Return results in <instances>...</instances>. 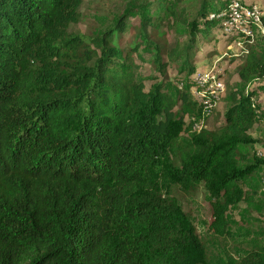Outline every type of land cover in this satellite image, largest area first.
Wrapping results in <instances>:
<instances>
[{
    "label": "trees",
    "instance_id": "16d2710c",
    "mask_svg": "<svg viewBox=\"0 0 264 264\" xmlns=\"http://www.w3.org/2000/svg\"><path fill=\"white\" fill-rule=\"evenodd\" d=\"M229 1L147 0L134 33L126 13L92 45L70 32L84 0H0V264H206L174 187L205 189L209 231L232 236L242 181L264 166L248 165V148L264 147L249 133L264 108L255 90L233 92L225 124L195 132L186 118L200 114L197 101L168 89L169 64L195 71L199 40ZM164 15L189 27L186 44H162ZM142 51L156 69L149 88ZM242 58L241 82L264 80V45ZM226 264H264V244Z\"/></svg>",
    "mask_w": 264,
    "mask_h": 264
},
{
    "label": "rangeland",
    "instance_id": "374dc122",
    "mask_svg": "<svg viewBox=\"0 0 264 264\" xmlns=\"http://www.w3.org/2000/svg\"><path fill=\"white\" fill-rule=\"evenodd\" d=\"M147 0H84L80 7L81 19L77 25H73L70 32L76 35L89 37V43H97V40L103 32L110 28L124 14L127 21V29L130 33H134L133 25L138 21L136 12L142 9L143 3ZM154 1V0H149ZM257 3L264 10V0H247ZM229 1L227 8L221 11L225 14L230 6ZM141 7V8H140ZM179 13H177L178 16ZM165 17H168L164 15ZM165 27L160 29L163 35L162 44L168 48L176 45H184L190 38L191 30L189 27L182 26L178 23L177 18L169 16L165 18ZM194 19V14L191 18ZM202 23V22H201ZM221 23V20L220 22ZM224 29L220 26L215 28L212 34L206 39L199 40V53H195L198 59L194 62L195 69L204 68L219 63L225 69L223 81L226 85V91L222 100L219 102L214 115L208 122V129H215L225 124V111L232 104L231 94L237 92L239 95L255 90L254 100L264 108V80H253L249 85L241 82L238 67L242 64L243 58L240 57L236 48L229 55H233V59L228 56L223 57V53L229 51L228 45L235 47L237 42L242 38L227 39ZM264 43L259 42L256 46L263 47ZM125 48V46H124ZM152 54L142 51L136 54L135 60L142 67L140 70L141 77L144 78L146 86L149 88L153 81L149 78L155 75L156 69L151 62ZM236 59V60H235ZM235 60V61H234ZM180 64H169L168 74L173 84L168 89L176 99L178 90L177 86L180 81L186 85L189 83V76L179 72ZM253 139L264 140V116L252 130L249 131ZM251 158L248 165L253 166L257 159L264 157V147L259 143L251 146ZM242 185L246 189L248 195L246 199L233 205L228 213L230 222L229 230L231 237L221 238L209 231V225L213 219L211 207V195L205 189H199L193 194L183 193L180 189L172 188L178 203L182 210L188 215L197 232L204 240L209 251V259L206 264H226L237 263L244 255L251 251L254 247L264 244V166L258 165L253 173L248 175Z\"/></svg>",
    "mask_w": 264,
    "mask_h": 264
},
{
    "label": "built area",
    "instance_id": "2783aa9c",
    "mask_svg": "<svg viewBox=\"0 0 264 264\" xmlns=\"http://www.w3.org/2000/svg\"><path fill=\"white\" fill-rule=\"evenodd\" d=\"M221 18V27L225 35L232 39L241 36L235 47L227 46L229 51L223 53L228 56L234 48L239 52L240 57L247 55L251 47L259 42H264V10L254 2L247 0H231L230 6L225 14H213L211 18ZM225 69L219 63L196 69L189 77L186 85L183 81L178 83L180 91L189 93L197 101L200 107L198 116H187L186 120L191 124V130L200 132L208 129V122L214 115L219 102L226 91L223 81Z\"/></svg>",
    "mask_w": 264,
    "mask_h": 264
},
{
    "label": "crops",
    "instance_id": "0c3cea01",
    "mask_svg": "<svg viewBox=\"0 0 264 264\" xmlns=\"http://www.w3.org/2000/svg\"><path fill=\"white\" fill-rule=\"evenodd\" d=\"M250 2V1H249Z\"/></svg>",
    "mask_w": 264,
    "mask_h": 264
}]
</instances>
